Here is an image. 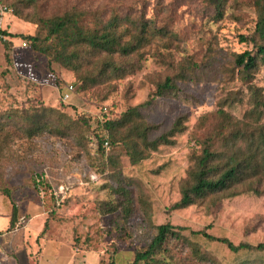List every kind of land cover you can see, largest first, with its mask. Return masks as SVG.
I'll return each mask as SVG.
<instances>
[{
	"label": "rangeland",
	"instance_id": "374dc122",
	"mask_svg": "<svg viewBox=\"0 0 264 264\" xmlns=\"http://www.w3.org/2000/svg\"><path fill=\"white\" fill-rule=\"evenodd\" d=\"M257 1L33 0L29 5L26 0H0V32L9 34L0 35V122L17 120L33 110L38 119L50 114L54 124L58 112L63 114L61 121L64 117L74 121L72 125L62 121L68 128L62 137L44 131L31 138L13 126L4 131L0 188L9 197L0 190L2 264H16L21 253L29 264L72 263L71 250L88 255L82 263L74 260L75 264H130L137 252L146 249L157 227L167 223L180 228L178 236H170L153 259L139 264H264V251L233 255L224 246L190 234L205 229L234 244L264 246V193L240 191L233 198L210 194L187 208L173 209L193 158L220 124L218 110L246 121L248 91L237 79L232 61L235 54L252 49L241 38L249 39L254 31ZM16 10L34 21L79 12L77 23L85 29L113 16L123 21L119 29L135 20L141 23L145 39L141 51L128 57L79 48L76 74L30 47L26 37L43 36L44 29L18 18ZM127 40L129 35H124L122 41ZM109 63H130L135 71L116 78ZM182 67L187 75L176 80V95L155 96L156 85ZM252 84L264 96L262 70ZM68 85L74 92L63 102L61 95ZM141 104L142 119L156 126L151 139L168 132L179 120L181 130L171 138L173 143L158 147L135 167L121 143L111 144L104 155L98 151L95 137L100 132L95 128L102 116L100 108L106 105L108 118H119ZM252 120L257 124L256 116ZM262 124L264 115L257 126ZM110 156L117 160L116 166H108ZM119 182L130 191L128 217L111 189ZM12 205L17 209V223L8 231ZM36 215L38 219L29 224ZM40 218L47 222L44 234L51 238L45 239L38 255L41 241L34 239V233L43 229ZM65 241H70L71 248Z\"/></svg>",
	"mask_w": 264,
	"mask_h": 264
},
{
	"label": "trees",
	"instance_id": "16d2710c",
	"mask_svg": "<svg viewBox=\"0 0 264 264\" xmlns=\"http://www.w3.org/2000/svg\"><path fill=\"white\" fill-rule=\"evenodd\" d=\"M26 1L29 2V5L33 3V0ZM256 7L257 22L254 31L249 39L241 38L243 42L251 43L252 49L235 54L232 61L233 68L237 69V79L246 86L248 91L246 98L249 109L243 116L246 121L241 123L239 119L234 120L225 110H218L220 124L209 137L203 140L200 154L193 158V168L187 172L186 180L180 185V199L173 205V209L187 208L210 194L233 198L239 196L240 191L255 196H261L264 193V124L260 127L257 126L264 115V96L261 90L252 84L254 75L258 71H263L264 78V0H258ZM79 14V12H65L57 16L39 17L38 21L29 19L17 10L15 15L20 19L33 22L37 28L44 29L43 36L35 34L26 37L30 40V47L34 51L45 55L76 74L79 73L80 57L77 53L79 48L83 47L87 52H103L107 55L120 53L121 56L127 57L141 51L145 38L139 21L130 20L126 22L127 28L119 29L123 21L119 17L113 16L106 23L96 20L92 28L85 29L77 23ZM0 35L2 37L9 36L5 31H1ZM124 35H129V40L122 41ZM10 37L13 36L10 35ZM109 64L108 69L116 78H122L135 71V67L130 63H127L126 66ZM186 75L185 69L182 67L174 76L165 77L162 82L156 85L154 95L157 97L176 95L178 91L176 80H183ZM227 101L228 99L224 100L225 103H229ZM143 105L127 109L119 118H108V107L103 105L100 108L101 119L99 122L96 121L95 128L100 132L95 137L97 150L104 155L107 150L104 142H108L109 146L121 143L126 150L130 164L135 167L141 166L142 162L148 160L150 153L155 152L158 147L171 145L173 143L171 138L181 130L179 120L172 125L168 132L151 139L156 126L150 125L142 119L139 110ZM103 107H106V113H102ZM58 113L56 124L51 121L50 114H47L45 119H38L39 114L35 110L32 114L20 116L17 120H9L7 123L0 122V141L6 135L4 131L10 126L25 131L31 138L41 135L44 131L52 133V135L57 133L61 137L66 136L68 128L62 121L71 123V125L74 121L68 117H64L65 120L63 118L61 121L63 114ZM253 116H256L257 124L253 122ZM107 161L108 166L111 164L116 166L118 163L111 156L107 158ZM2 177L3 172L0 167L1 183ZM111 189L113 194L120 199L118 206L126 210V217H128L130 208L127 202L130 200V191L121 182L112 186ZM0 190L9 197L4 187H1ZM16 223L17 209L12 205L8 231H12ZM46 227L47 222L45 221L41 233L45 232ZM179 229L175 230L168 223L158 226L156 235L146 249L137 252L130 264H139L153 259V256L162 249L170 236H178ZM190 234L194 237H201L209 243L224 246L233 255L249 251H264L262 244L257 246L246 243L234 244L225 237L220 238L208 234L205 229L190 231ZM108 264L115 263L109 261Z\"/></svg>",
	"mask_w": 264,
	"mask_h": 264
},
{
	"label": "crops",
	"instance_id": "0c3cea01",
	"mask_svg": "<svg viewBox=\"0 0 264 264\" xmlns=\"http://www.w3.org/2000/svg\"><path fill=\"white\" fill-rule=\"evenodd\" d=\"M38 216L39 215H36V216H34V217H31V219L29 220V224H30V222H32V220L33 219H35V218H37L38 219ZM40 221H41V224H43L44 225V223H42V219L40 218ZM42 232V229L40 228V230L38 229L35 233H34V239H39L40 238V241H41V243H40V245L39 246H37V244L35 245V246H37L36 248L39 250L40 249V251H38V255H40V252L42 251V249H43V247H44V245H45V242H46V240L45 239H47V238H51V237H48L47 235H45L44 233H41ZM39 235V236H38ZM37 237V238H36ZM60 240L59 238H57V237H55L54 238V240ZM67 244H68V246L70 247V241H65ZM3 244L2 243H0V250H1V246H2ZM71 248V247H70ZM17 249V248H16ZM27 251V250H26ZM29 251H30V253L29 254H31V249H29ZM16 252L18 253H21V251H20V249H18V250H16ZM25 253H27V252H25ZM28 254V253H27ZM28 254V255H29ZM70 256H71V258H72V260H73V264H75L74 263V260L75 261H78V262H80V263H82L83 261H84V256H88V255H85V254H83V253H78V252H72V250L70 251ZM82 254V258H79V259H76V256L77 255H81ZM20 255V254H19ZM21 259V260H20ZM15 263L16 264H29L28 263V260H26V258H25V255L23 254V253H21V255L19 256V258H18V260H15ZM70 261H68V263H66V264H72ZM0 264H2L1 262H0ZM5 264H12V262H7V263H5Z\"/></svg>",
	"mask_w": 264,
	"mask_h": 264
},
{
	"label": "built area",
	"instance_id": "2783aa9c",
	"mask_svg": "<svg viewBox=\"0 0 264 264\" xmlns=\"http://www.w3.org/2000/svg\"><path fill=\"white\" fill-rule=\"evenodd\" d=\"M4 11H7V8L4 7ZM22 47H26V43L22 44ZM74 92L73 86L72 85H68L65 88V92H63V94L61 95V99L63 102H66L69 98L70 95ZM102 113H106V107L102 108ZM104 146L105 148L108 150L110 148L108 142H104Z\"/></svg>",
	"mask_w": 264,
	"mask_h": 264
}]
</instances>
